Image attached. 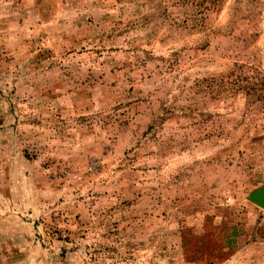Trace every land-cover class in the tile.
<instances>
[{
	"label": "rangeland",
	"instance_id": "rangeland-1",
	"mask_svg": "<svg viewBox=\"0 0 264 264\" xmlns=\"http://www.w3.org/2000/svg\"><path fill=\"white\" fill-rule=\"evenodd\" d=\"M264 0H0V264H264Z\"/></svg>",
	"mask_w": 264,
	"mask_h": 264
},
{
	"label": "water",
	"instance_id": "water-1",
	"mask_svg": "<svg viewBox=\"0 0 264 264\" xmlns=\"http://www.w3.org/2000/svg\"><path fill=\"white\" fill-rule=\"evenodd\" d=\"M248 199L257 206L264 209V186L258 190H255Z\"/></svg>",
	"mask_w": 264,
	"mask_h": 264
}]
</instances>
